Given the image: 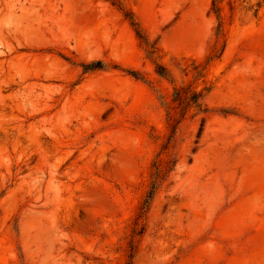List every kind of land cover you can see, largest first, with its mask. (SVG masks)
I'll return each mask as SVG.
<instances>
[{
	"label": "rangeland",
	"instance_id": "rangeland-1",
	"mask_svg": "<svg viewBox=\"0 0 264 264\" xmlns=\"http://www.w3.org/2000/svg\"><path fill=\"white\" fill-rule=\"evenodd\" d=\"M0 264H264V0H0Z\"/></svg>",
	"mask_w": 264,
	"mask_h": 264
}]
</instances>
